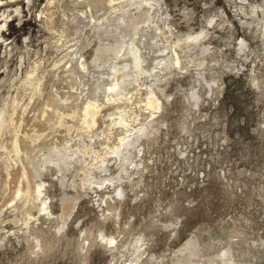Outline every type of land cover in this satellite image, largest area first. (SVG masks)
<instances>
[{"label":"rangeland","instance_id":"obj_1","mask_svg":"<svg viewBox=\"0 0 264 264\" xmlns=\"http://www.w3.org/2000/svg\"><path fill=\"white\" fill-rule=\"evenodd\" d=\"M0 127V264H264V0H0Z\"/></svg>","mask_w":264,"mask_h":264},{"label":"bare ground","instance_id":"obj_2","mask_svg":"<svg viewBox=\"0 0 264 264\" xmlns=\"http://www.w3.org/2000/svg\"><path fill=\"white\" fill-rule=\"evenodd\" d=\"M112 2V0H108V3H111ZM111 8H113V4L111 5ZM134 47V46H133ZM139 52H138V48L137 49H134L133 50V52H132V54L134 55V58H135V65L136 66H139L141 63H142V60H141V58H142V56L141 55H139L138 54ZM175 57V56H174ZM177 60H178V57H177ZM177 62V61H176ZM117 78V77H116ZM116 85H117V83L116 82H113L111 85H109L108 87H107V89L108 90H110V91H113L114 90V88L116 87ZM151 99V98H150ZM153 99V98H152ZM153 101V100H152ZM148 103H150V102H148ZM147 103V104H148ZM88 104L89 105H92L93 106V102H91V101H88ZM87 104V106L84 108V114H85V116L87 115V113H88V105ZM149 105V104H148ZM84 106V105H83ZM151 106V105H150ZM94 116V115H93ZM84 117V116H83ZM92 117V116H91ZM93 119V118H92ZM122 119V118H121ZM84 120V119H83ZM91 121H93V120H91ZM124 122V121H123ZM95 123V122H94ZM92 124V123H91ZM94 125V124H93ZM0 131H1V127H0ZM128 139V138H127ZM120 141L122 142L123 141V139H120ZM16 143H17V138L15 137L14 139H13V145H15L16 146ZM39 193H41L40 191H39ZM18 195H19V191H18V193H17ZM38 194V193H37ZM44 207H45V204H44ZM43 207V208H44ZM45 209V208H44ZM47 210V209H46ZM109 240H110V238H109ZM114 241V240H113ZM110 242H112V241H110Z\"/></svg>","mask_w":264,"mask_h":264}]
</instances>
